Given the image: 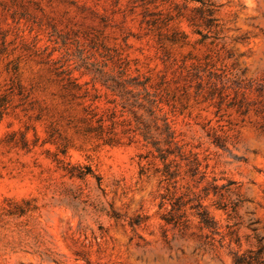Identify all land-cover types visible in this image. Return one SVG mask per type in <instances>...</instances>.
<instances>
[{"label":"rangeland","instance_id":"374dc122","mask_svg":"<svg viewBox=\"0 0 264 264\" xmlns=\"http://www.w3.org/2000/svg\"><path fill=\"white\" fill-rule=\"evenodd\" d=\"M264 264V0H0V264Z\"/></svg>","mask_w":264,"mask_h":264},{"label":"trees","instance_id":"16d2710c","mask_svg":"<svg viewBox=\"0 0 264 264\" xmlns=\"http://www.w3.org/2000/svg\"><path fill=\"white\" fill-rule=\"evenodd\" d=\"M238 264H239V260H238Z\"/></svg>","mask_w":264,"mask_h":264}]
</instances>
